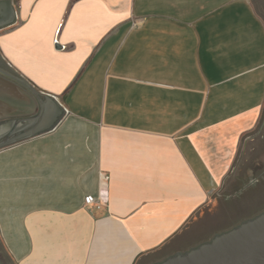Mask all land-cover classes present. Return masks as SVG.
Listing matches in <instances>:
<instances>
[{
	"label": "crops",
	"instance_id": "crops-1",
	"mask_svg": "<svg viewBox=\"0 0 264 264\" xmlns=\"http://www.w3.org/2000/svg\"><path fill=\"white\" fill-rule=\"evenodd\" d=\"M260 3L0 0V64L56 100L0 150L9 264H140L215 205L263 141Z\"/></svg>",
	"mask_w": 264,
	"mask_h": 264
},
{
	"label": "water",
	"instance_id": "water-1",
	"mask_svg": "<svg viewBox=\"0 0 264 264\" xmlns=\"http://www.w3.org/2000/svg\"><path fill=\"white\" fill-rule=\"evenodd\" d=\"M53 101L56 102L53 96L0 64V150L17 142L8 136L19 125L27 123L28 129L44 125ZM262 138L261 146L252 151L230 190L190 224L185 233L140 264H264L263 134Z\"/></svg>",
	"mask_w": 264,
	"mask_h": 264
},
{
	"label": "rangeland",
	"instance_id": "rangeland-1",
	"mask_svg": "<svg viewBox=\"0 0 264 264\" xmlns=\"http://www.w3.org/2000/svg\"><path fill=\"white\" fill-rule=\"evenodd\" d=\"M260 10L264 12V4H262V3H260ZM250 145H251L250 148H249V146H247V147H246V150H247V149L250 150V153H251L252 150H255V149H257V148L254 147V146L252 145V143H251ZM246 161H247V157L244 156V157L241 158V161H239V162L236 164L235 171H234V173H233V174H234L233 177H232V176H229V177H228V179L226 180V185H225L224 188L220 191V195L216 197L217 199H218V198H221L222 195H223L225 192H227V191L230 190L231 185H233V184H235V183L237 182V179L240 177L241 172L243 171L242 166L247 165ZM0 253H1V255L3 256V258L5 259V261L8 262L7 255L5 254L4 249H3L2 245H1V243H0Z\"/></svg>",
	"mask_w": 264,
	"mask_h": 264
},
{
	"label": "built area",
	"instance_id": "built-area-1",
	"mask_svg": "<svg viewBox=\"0 0 264 264\" xmlns=\"http://www.w3.org/2000/svg\"><path fill=\"white\" fill-rule=\"evenodd\" d=\"M95 197L93 196V195H89V196H87L86 198H85V202H86V204H92V203H94L95 202Z\"/></svg>",
	"mask_w": 264,
	"mask_h": 264
},
{
	"label": "flooded vegetation",
	"instance_id": "flooded-vegetation-1",
	"mask_svg": "<svg viewBox=\"0 0 264 264\" xmlns=\"http://www.w3.org/2000/svg\"><path fill=\"white\" fill-rule=\"evenodd\" d=\"M0 258H1L3 264H9L8 262L5 261V259H4L3 256L1 255V253H0Z\"/></svg>",
	"mask_w": 264,
	"mask_h": 264
}]
</instances>
